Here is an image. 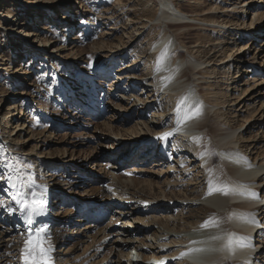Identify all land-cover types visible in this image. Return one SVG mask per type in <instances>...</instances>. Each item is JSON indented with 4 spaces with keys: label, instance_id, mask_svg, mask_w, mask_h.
Masks as SVG:
<instances>
[{
    "label": "rangeland",
    "instance_id": "rangeland-1",
    "mask_svg": "<svg viewBox=\"0 0 264 264\" xmlns=\"http://www.w3.org/2000/svg\"><path fill=\"white\" fill-rule=\"evenodd\" d=\"M162 1L171 4L174 10H184L183 12L194 16L193 20L180 28L181 31L190 30L191 42L185 44L172 37L173 45H176L186 56L185 65H191L193 60L194 64L204 68L207 73L205 80L211 84L208 91L214 92L209 94L217 95L218 93V95L220 94L219 100L224 101L223 104L218 105L210 103L214 112H210L211 119L208 129H213V131L206 136L205 142L212 145L210 152L217 155L213 170L210 172L212 184L214 182V184L230 185L234 180L230 172L231 165L222 157V153L229 148L228 144L220 141L227 131L234 130L232 145L236 149L244 151L247 148L244 153L251 159L250 161H254L253 163L256 165L262 163L260 180L253 184V189L257 193V198H254L257 200V204L253 207L243 205L242 209L254 211V216L260 225L256 227L250 239L252 244L258 247L257 251L259 248L260 251L262 250L260 256L264 255V45L258 43L264 42L263 38H259L264 33V0H57L53 8L57 7L56 11H62L54 14L57 16L56 18L50 17L44 22L49 32L37 31L40 26L33 27L31 18L28 19L27 25L18 28L17 23L23 16L24 18L29 16L31 11L29 8L33 6H29L21 0H0V19L5 20L0 27V98L6 101L9 97H17L18 92L12 94L17 89L23 92V95L18 97V103H23L27 98L28 105L26 107L28 110L20 114V116L25 115L20 122L21 125L26 126V130H29L30 133L24 136L25 133L22 131L21 138L14 140L19 139L21 142L18 149L28 150L22 151V154L28 152L26 155L33 160V164H30L35 170L29 173V169H22L20 159H12V154L10 155L6 147L3 148L1 145L0 173L10 177L9 171L15 166L18 169L17 176L20 182L26 183L28 190L29 187H32L40 193L46 188L53 193L48 199L51 204L46 206L49 212L40 211L41 215L28 232L27 228L18 223L21 217L19 211L15 214H9L7 211L9 205H12L13 208L17 207L16 204L15 206L12 204L15 200L11 201L12 203L6 202V204L1 201L2 195H7V192H4L7 190L5 188L7 179H0V205H2L0 207V225L7 230V233H4L0 239V264L7 262H9L8 264H22L18 255L19 233L28 235L29 243H41L47 246H51L50 242L53 237L55 240L58 238L59 242H55L54 248L49 254L51 264H117V252L120 249V244L124 239L134 237L130 232L135 227L144 230L143 234L136 236L137 238L147 237L146 242L142 244L144 245L143 250L150 253L157 249L163 251L169 248L168 251H171L180 248L179 246L181 248L185 246L186 242L183 237L198 230L201 224L210 219L204 217L205 219L201 218L195 221L196 219L191 216L196 210L188 211L182 201L170 202L166 200L165 194H162L163 190L170 194L173 191L181 193L178 189L179 185H177L179 183L176 184V178L173 177V179L171 176L173 169L167 171L168 164L165 160L167 156L154 165L153 160H141V153H139L141 148H139L131 150L133 153L127 159L125 154L132 143L124 141L125 146L120 151L121 147H119L120 149L118 147L111 149V147L117 142L118 146H121L122 142L119 141L123 138L116 142L106 139L107 136H115L118 132H120L119 137L124 136L123 130L132 128L137 122L134 117L121 126L122 120L118 121L121 116L117 115L114 119L112 112L115 110L114 104L110 103L103 95V93H108V84L113 78L112 73L106 70L113 66L115 72L125 65H130L128 73L138 76H144L145 73L146 76L150 67L156 66L160 56L152 53L147 46L150 41L160 35L162 23L166 22V19L160 16L163 9ZM232 2L233 5H230ZM248 4H250L248 11H243V8ZM66 7H68L67 10ZM226 7L231 11H225L228 10ZM145 8L155 13L152 19L141 13V9ZM164 10L168 15L176 13L169 8H164ZM192 10L196 16L189 12ZM65 12L72 13L74 23L66 26L73 29L69 31L68 37L62 40V30L66 27H62L60 30L59 26L66 23L60 22L59 18ZM203 14H213L215 21L211 23L203 21ZM88 19L91 21L88 22ZM222 19L224 21L232 20L233 25H228V22L227 25L222 24L223 27H221ZM245 26L250 27L246 37L242 33V27ZM84 27L86 35L80 37L76 42L77 46L72 48V45L75 44L72 37L81 35ZM218 27L223 28L221 32L218 31ZM15 28H18V33L11 32ZM28 30L42 35L36 36V40H39L38 43H40L39 47L31 46V48H35L31 54L35 52H40V54H33L35 56H31L27 61V55H23L26 47L23 46L29 45L30 41L28 42V40L31 39V36H23H26L25 33L27 34ZM200 36H205L206 41L196 42V38ZM216 38L219 40L217 41ZM44 42L47 53L42 56L41 53L45 51H39V48ZM203 50H207V56L198 59L202 56ZM49 51L50 53H48ZM109 52H111V56L107 57ZM224 53L227 58L220 60ZM73 54L74 56H72ZM246 55L248 60L245 62H254L252 67L249 66L253 70L251 69V73L243 78L242 85L239 86V88L244 86L247 91L244 94L240 93V97L233 101L235 95L231 90H233L234 84L231 82L241 79V77H235L236 70H233V66L237 64L235 60L238 61L241 58L243 60ZM41 57L43 58L40 60ZM111 57L113 58L111 59ZM206 57L212 58L214 61L199 62L206 60ZM232 57L236 59L233 60ZM49 60L50 62H48ZM75 61L77 62L73 65ZM38 62L43 65H38ZM51 62L55 63L58 69L52 67ZM109 62L110 65L106 66ZM227 62H234L230 69L227 68ZM16 64H23L22 68L29 72L25 74L24 78L26 79L20 85H18L17 78L21 72L17 73V68H21V66ZM242 64L243 62L240 63V65ZM88 70L98 72L99 77L94 78V81L98 84L105 83L96 85V87L102 88L106 84L107 87H103L102 90L95 88L98 94L94 101L90 99L85 101L83 98V101L76 105L73 103L74 98L69 100V96L73 97L75 89L81 85L82 81L84 82L83 86L90 87L89 79L92 78L87 76ZM104 71L106 72L104 73ZM84 73L86 75H82ZM191 73L193 72L189 73V77L201 78L200 75L192 76ZM71 76L75 77V82L72 83V88L68 90V93L63 94L64 98H62L59 96L61 94L57 86L61 82L69 81ZM189 88L196 99L194 101H198L200 96L197 94L195 86L191 84ZM114 89L109 92H114ZM202 89L207 91L206 86ZM164 98L162 96L159 102L162 101V105H166L170 109L164 119V125H167L172 121L177 107L174 110L171 108L176 102L173 97H168L166 100ZM203 98L205 99L204 94ZM4 105L5 103L0 105V115L4 113L6 108ZM120 106L130 108V104L127 102ZM205 106L207 107V103L203 104V107ZM131 111H134L133 107H131ZM145 115H148L150 119V114L145 113ZM248 116L250 119L245 121ZM150 120L155 121L154 118ZM109 126H112L114 130H110ZM17 131H19L18 128L8 140L17 137L19 134ZM198 131L203 130L194 127L188 136L175 135V137L178 136L176 143L189 146L193 138L191 135L199 133ZM15 133L16 135H14ZM241 133L243 141L240 138ZM175 137L172 138L174 141ZM127 144L128 146H126ZM242 145L244 146L242 147ZM112 155L116 157L112 159ZM134 155L136 156L133 157ZM206 157L209 159L211 155L207 153ZM37 166L42 167L41 177H38ZM137 167L141 171H131L132 168ZM201 175L202 173H199V183H195L196 186H194L195 190H201L200 192L204 190L205 192L206 189L202 187L207 179L205 180L206 176L202 175L203 179ZM39 178L45 179V184L42 183V186L37 185L38 181H42ZM197 187L198 189H196ZM139 189L144 191V201L138 196L139 194H134V196L132 194ZM127 197L133 198L128 199ZM55 198L60 202L55 201ZM6 199L8 200V198ZM194 202L198 207L201 205L198 203H201V200ZM95 207L100 210V213H96L97 217L93 218L95 215H89V211ZM130 212L131 218H128L125 214H130ZM224 218L226 221L227 217ZM225 223L228 224L227 221ZM45 225L47 226L46 233H39L38 229ZM121 231H127V234H123ZM102 235H106V238L108 235V238L106 239ZM203 235L205 234L196 235L195 238L190 237L192 238L191 243L210 242L215 245L212 242L219 241V239L214 241V238H209L210 235L204 237ZM136 244H139L138 240H136ZM129 250L131 255L133 254L131 257L137 258L134 261L136 264L141 254L134 248L132 250V247L128 249V252ZM125 252L127 253V251H124V255H126ZM256 256L258 255L248 256L247 264H255ZM124 258L125 256L121 264H132L129 260L132 261L133 258ZM180 262L176 261L172 264H180Z\"/></svg>",
    "mask_w": 264,
    "mask_h": 264
},
{
    "label": "bare ground",
    "instance_id": "bare-ground-1",
    "mask_svg": "<svg viewBox=\"0 0 264 264\" xmlns=\"http://www.w3.org/2000/svg\"><path fill=\"white\" fill-rule=\"evenodd\" d=\"M21 1L25 4H28L29 6H33V7L29 8V9H31V11L29 12L30 13L29 16L27 18H24V16H23V18L17 23V25L19 26L18 28H21L22 26L27 25L28 19L31 18L32 19L31 24L33 27L36 25L40 26L37 28V31L49 32L48 29H46L47 26H46V24H44V22L49 20L50 17L56 18L57 16L54 14L56 12L60 13L62 11V10L56 11L57 7L53 8V6L55 5L57 0H31L30 2H28L27 0H21ZM48 2L50 3L49 5L46 4ZM249 2H251V1H249ZM162 5H163V9L160 12V16L164 17L166 19V22L162 23L163 27L161 28L160 35L158 37L154 38L152 41H150L148 46H147L148 49H150L152 53H156L155 55L160 56V59H159L158 63L156 64V66H151L150 70L147 72L146 76H145V73H144V76H141V75L138 76V75H135L133 73L132 74L128 73L129 68L131 67L130 65H125L124 67L116 70L117 72L116 71L114 72L113 66H110L106 70V71H110L112 73L111 76L113 78L109 81L108 93H103V95L105 98H107L109 100L110 103L112 102L114 104L113 106L115 107V110L112 111L114 114V119L117 115L121 116V118H118L119 119L118 121L122 120L121 124H120L121 126L125 125L126 122H128L129 119H131V118L135 117V120H137L136 124L128 130L127 129L123 130L122 128H120V130L124 131V136L121 135L122 137H119L120 132H118V134L112 133V134H115V136H112V137L107 136L106 139H109L110 141L114 140L116 142V141H118V139L123 138V139H120V141H119V142H122L121 146H118V142H117V143H115L114 146L111 147V149H113L114 147H118V149H120L119 147H121L120 151H122L124 146H125L123 144L124 141H127V143H132L129 146L127 153L125 154L127 159L133 153L131 150H134L137 145L143 144L139 153H141V157H142L141 160L146 159V158H144L143 155H149L150 150H152L153 147L156 146V140L158 137L156 134L160 133L163 129H168L167 131L173 130V129H170L171 126L173 125V123H172L173 118L171 119L172 121L169 124L164 126V119L167 116L168 111H170V109L166 105L163 106L161 103L162 101L159 102L160 98H162V96H163V98L165 97L164 100H166V98H168V97H173L174 101H176V102L174 103L173 106H171V108H172V110H174L177 107V109L175 111V115H176L175 119L178 122L179 120H181L183 118L185 111H187L189 108V105L187 102L182 104V103H180V101L182 100V98H184V94L186 93V91L189 92V94H188L189 99L191 101H193L192 100L193 94H192L189 86L191 84L194 85L196 88L197 94L200 96V99L198 100V102L201 105V114L198 117L187 120L185 122H188L190 127L194 126L198 130H203V131H198L199 133H195V135H191L193 137H198L199 141L197 142L196 140H193V138H192L193 144L191 143L189 146L180 145L179 143H176V139H178L179 135H181L182 137H183V135L188 136L190 134L191 129H188V131L185 132L184 134H179L176 137L174 136L175 141H174V139L170 140V143H172V144H171L170 149H168V151H169L168 155L169 156L167 157V159H165V160H167V164H168L167 171H169V169H171V168L173 169L172 170L173 172H171V176H172V178L173 177L176 178L175 179L177 181V182H175L176 184L179 183L177 185H179L178 189H180L181 193L179 191L178 192L173 191V193L170 194V193L166 192L165 190H163L162 194H165L164 197L166 198V200H169L170 202H172V201L181 202L182 201L183 206L190 212L193 210H196L197 212L195 211L194 213H192L193 216H191L194 219H196L195 221H197L201 218H204V217H207V218L215 217L216 219L215 218L214 219L216 220L215 221L216 223H215V226H210L207 228L199 227L198 230H196V231L194 230V231L188 233L186 237L182 236L183 238H185L184 240L186 242V245L183 246L182 248H181V246H179L180 248H176V249L171 250V251H168V250L159 251L160 249H157V250H154L150 253H148L146 250H143L144 245H142V244H144V242H146L147 237H145V236L139 237V238L136 237V236L144 233L143 228L135 227L130 232V233H133L134 237L124 239L122 241V243L120 244V249L117 252V254H118L117 264H121L124 256H125V258L127 257L128 259L134 258L132 261L129 260V262L134 264V261H136V258L131 257L133 254L131 255L130 250L128 252V249H130L131 247H132V250H133V248L136 249L139 252V254H141L144 257L145 260L152 259L153 257L161 258V260L156 261L158 264H160L161 261H163L165 264L167 262L169 256H171L173 254H177V253H182V252H185L188 254L185 255V258H183L181 260L180 264H247L248 256H252V255H258L254 258L256 260L255 264H264V255L260 256V253L262 252V250L260 251V248H259V250L257 251L258 247L253 245L252 241L250 239L251 234L255 231L256 227H258L260 224L258 223V220L255 218L254 211H252V209H250V210L242 209L243 205H246L247 207H249V206L253 207L257 204V202H256L257 200H255L252 196L248 195V193L249 192L256 193V190L253 189V187H254L253 184L257 183L260 180V175H261L262 169H263L262 163H260L259 165H256L253 163L254 161H250L251 159L244 153L247 148L244 151L236 149L234 147V145H232V143H234L233 138H234L235 132H233L234 130L233 131H227V133H225V135L220 140L221 143L223 141L225 144L229 145V148L226 150V152L222 153V157L225 159V161L227 163H229L231 165L230 172H231V175L234 177V180H233V182L230 183V185H226V184L220 185L217 183L214 184V182H213L214 187H220V188L226 187L228 189L227 194H225L223 191H220V192L213 191L211 194H208L209 193V181L211 180L210 179V172H211V170H213L214 163L217 159L216 154H212L209 159H208V157H206V154L208 152H210V150L212 149V145L210 143L205 142L206 136L210 132L213 131V129L212 130L208 129V126L210 124V119H211L210 112L213 111L211 104L212 103L214 105L223 104L224 101L221 100L222 101L221 102L219 100L220 94L218 95V93H217V95L216 94L210 95L211 93H214V92L212 90L208 91V87L211 84L209 82H207V80H205V79H207V77H206L207 73L204 70V68H200L199 67L200 65L194 64L192 62L193 60L191 61V65H185V63L187 62L186 56L176 47V45H173V41H172L173 38L179 39L185 44H189L191 42L192 37H191L190 30L181 31L180 28L182 26H184L185 24H187L190 20H193L194 16L192 17V15H188L186 12H183L184 10L183 11L180 10L183 13L178 11V10H174V8H172V5L166 1H162ZM230 5H233V2ZM249 5L250 4H248L247 7H244L243 11L247 12ZM64 6H67V5H64ZM44 7H46V9H43ZM164 8H169L176 13L168 15L167 12L164 10ZM60 9H62V7H60ZM67 9H68V7H66V10ZM141 10H142L141 13L143 15L148 16L149 19H152L155 16L154 12L149 11L146 8L141 9ZM225 11L229 12V11H231V9H228ZM189 12H191V14L194 13L193 10L189 11ZM20 14H19V16H20ZM71 14L72 13H70V12H65V13L60 15V18H59L60 22L63 21V23H66L65 25L62 24L59 26L60 30H62V27H66V26H69L70 24L74 23V19H73L74 17ZM195 16H196V14H195ZM213 16H214L213 14H208V15L203 14L202 18H203V21H205V22L207 21V22L211 23V22L215 21V20H213V18H214ZM3 20L0 19V27H2L1 25L5 21V20L4 21ZM52 21H54V20H52ZM87 21L89 22V21H91V19H88ZM16 22H17V20H16ZM16 22H15V24H16ZM227 23H228V25H233L232 20L226 19L224 21V19H222L220 21V26L222 24L227 25ZM221 27H223V26H221ZM18 28H15V30L12 29L11 32L18 33ZM249 28H250L249 26L242 27V33L244 34L243 35L244 37H246L247 33H249V31H250ZM72 29H73L72 27H69V28L66 27V29L62 30L63 31L62 40H65L68 37L69 31ZM222 29L223 28H219L218 31L221 32ZM32 30H34V28H32ZM32 30L31 31L28 30L27 34L25 33L26 36H23V37H29V35L31 36V39L28 40V42L30 41L29 45L23 46V47H26V50H24L23 55L24 56H25V54L27 55L26 56L27 61L29 60V58L31 56H35V55L40 54V52H35V53L31 54V52H34V49H35V48H31V46L35 45V46L39 47V45H40V43H38L39 40H36V36L42 35V34H39L38 32H33ZM86 33L87 32H86L85 27H84L81 35H74L72 37V40L75 43L72 45V48L77 46V43H76L77 40H79V38L82 37L83 35H86ZM259 38L264 39V33L262 35H260ZM205 39H206L205 36H203V37L200 36V37H197L195 41L196 42L197 41H204L205 42L206 41ZM218 40H219V38L217 39V41ZM207 41H209V40H207ZM212 43H214V42H212ZM258 43H259V45L260 44L264 45L263 41H262V43H261V41ZM46 49L47 48H46L45 42H44V43H42V46L39 48V51L40 50L45 51V52L41 53L42 56L44 55V53H47ZM48 53H50V51ZM33 54H35V55H33ZM201 54H202V56H200L198 59L205 58L204 56H207L206 55L207 50H203ZM225 55L226 54L224 53V55L220 57L221 58L220 60H222L224 58L226 59L227 57ZM72 56H74V54ZM108 56H111V52H109L107 54V57ZM42 58L43 57H41L40 60ZM112 58L113 57H111V59ZM232 59L234 60L236 58L232 57ZM245 60L246 61L248 60L247 55L245 57H243V60H242V58L239 59L238 61L235 60V62H237V64H235L233 66V70L234 69L236 70L235 71V77H241V79L236 80L234 82H231V84H234L233 88H232L233 90H231V92L233 91V94L235 95L233 101L237 100V98L240 97L239 96L240 93L244 94L247 91V89L244 88V86H243V88H239V86L242 85L241 82L243 81V78L245 76H248L251 73L252 68H249V66L252 67L254 65V62H251V63L248 62L247 63V62H245ZM211 61H214V60L212 58L206 57V60L199 61V62L200 63H210ZM249 61H251V60H249ZM48 62H50V60ZM76 62L77 61H75L73 63V65H75ZM241 62H243L242 65H240ZM233 63L234 62H232V63L227 62L226 63V64H228L227 68L230 69L231 66L233 65ZM248 64H250V65H248ZM16 65L21 66V68H17V73L21 72V74L17 78V81H19L18 85H20L26 79V78H24L25 74H27L29 72H28V70H25L24 68H22L23 64H16ZM38 65H43V64L42 63L40 64L38 62ZM108 65H110V62L106 66H108ZM51 66L52 67L54 66L55 69H58L55 66V63H53V62H51ZM247 66H248V68H247ZM106 71H104V73ZM190 72H193V73H191L192 76H194L195 74L200 75V77L202 79L201 78H193L191 76L189 77ZM86 74L89 78L90 77L92 78V79H89V82L91 81L88 84V85H90V87L83 86L84 82L82 81L81 85H79V87H77L75 89V91H74L75 94L73 95V97H72V95L69 96V100L73 99V98L75 99V102L73 99V103H75L76 105L78 104V102L83 101L82 100L83 98H85V101H87L86 99H90L91 101L92 100L94 101V99H96V95L98 94V93H96V89L102 90L103 87L104 88L107 87L106 86L107 84L105 86H103L102 88L96 87V85L99 86V85L105 84V83L98 84L96 81L93 80L94 78L99 77L98 76L99 74L97 71H94V70L89 71L88 70V72ZM86 74L84 73L82 75H86ZM75 75H76V73H75ZM104 75H106V74H104ZM74 76H71L72 78L68 79L69 81L61 82V84H58L57 87H58V90L60 91V94H61L59 96H61L62 98H64L63 94L66 95L68 93V90H70L72 88L71 87L72 83L75 82ZM60 77L64 78L62 75ZM26 84H28V82H26ZM205 86L207 87V91H204L202 89V87H205ZM113 88H115L114 92H109V91L113 90ZM15 93H17V97H14V98L9 97L6 99V101H4L3 98H0V105L5 103L4 106H6L4 113L2 115H0V146L3 145V148H4V146L6 147V149L8 150V153L10 155L12 154V159L13 158L14 159H16V158L20 159V161H21L20 165H22L21 166L22 169L27 168V169H29L28 170L29 173L30 172L32 173L33 171H35L34 168H32V166L26 167V165H31L30 163H32L33 160L31 158L27 157L26 153H28V152H26L25 154H22V151H24V150L28 151V150L18 149V147H20L21 142H19V139L17 141L14 140L17 138H21V133H23L22 131H24V133H25L24 136L27 135L28 133H30L29 130H26V126H24V124L21 125V122H20L21 118H24V116H25V115L20 116V114L22 112L28 110V108L26 107V105H28L27 104V98L23 103H20V102L18 103V97L20 95H23V92H21L17 89V90H14L12 94L14 95ZM203 94L205 96V99L203 98ZM167 95H170V96L167 97ZM208 95H210L211 98H210V96L208 97ZM8 100H9V102H8ZM217 100H219V101H217ZM29 102H30V100H29ZM126 102H127V104L128 103L130 104V108H124V107L120 106L121 104H125ZM204 103H207V107L206 106L203 107ZM163 104H164V102H163ZM29 106H30V103H29ZM131 107H133L134 111L130 112ZM180 107L182 108L181 110H180ZM184 109H186V110L184 111ZM145 113L150 114V119L154 118L155 121L150 120L148 118V115H145ZM249 119H250V117L248 116L245 118V121H248ZM17 128L19 130V131H17V132H19L18 136L8 140V138L12 135V133ZM108 128L110 130H114V129H112V126H109ZM205 128H207V129H205ZM14 135H16V133ZM135 135H137V136L135 137ZM242 135L243 134L241 133L240 138ZM6 140H8V142H6ZM11 140H14V141L12 142ZM242 141H243V139H242ZM242 141H240V142H242ZM190 142H191V140H190ZM145 143H149V145L145 146L144 145ZM126 146H128V144ZM243 146L244 145H242V147ZM153 150L155 151V149H153ZM201 153H205L203 155V157H201V155H200ZM122 154H124V153H122ZM13 155H14V157H13ZM23 155H26V156H23ZM135 156L136 155H134L133 157H135ZM115 157H116L115 155H112V159H114ZM130 159H132V158H130ZM161 160H164V158L156 160L157 162L152 161V163L155 165V163L157 164ZM11 161L14 163L13 160H11ZM156 166H158V165H156ZM159 166H162V165H159ZM17 170L18 169L14 166L13 169H10L9 173H11L10 174L11 182L16 184L17 187H20L21 182H20L19 177L17 176ZM36 171L38 172V177H39L41 175V172H42V167L37 166ZM131 171L139 172L141 170H140V168L138 169V167H137V168H132ZM26 172H24V173H26ZM199 173H202V175H204V177L206 176L205 180L207 179V181L204 183V187H202V188L206 189L205 192H204V190H202L203 192H200L201 190L200 191L195 190V186H196L195 183H197L199 180V178H198ZM42 174H44V173H42ZM166 175H167V173H166ZM204 177H203V179H204ZM40 180H42V181H40V182L38 181L37 185L42 186V183L45 182V179L42 178ZM153 187H154V185H153ZM5 188L7 190H4V192H7V195L6 194L2 195L3 198L1 201L4 204H6V202L7 203L11 202V201L13 202L12 197H13L16 189L10 187L8 180H7V187H5ZM196 189H198V187ZM23 191H25V192L29 191L26 183H25V186L23 188ZM241 193H244V194H241ZM52 194L53 193L50 192L49 190H46V188H44L43 191L40 192V195L37 198L42 200L43 203L37 206L38 211L46 210L47 213L49 212L46 209V206L50 205V202H48V199L51 198ZM132 194H133V196H134V194H139L138 196L143 198L142 199L143 201L145 200L143 197V194H144L143 189H139V190H137V192H133ZM5 198H8V200L7 199L5 200ZM127 198L132 199L133 197H127ZM255 198H257V197H255ZM54 200L57 202H60L59 199H57V198H55ZM197 200H201V203L198 202L199 204H201L199 207L197 206V203L194 202ZM12 204H13V206H15L16 201ZM9 207H12V205H9ZM96 213H100V210L97 209V207L92 208L89 211V215H95L93 218L97 217ZM125 215L128 218H131V216H130L131 212H130V214L126 213ZM225 216L227 217L226 221L228 222V224L225 223L226 222L225 218H224ZM38 218H39V216L35 218V222L38 220ZM18 223L21 224L22 226H24L25 228H27L28 232L33 227V225H27L25 223V217H23V216L20 217ZM0 228H2V230H0V239H2V236L4 235V233H7L6 232L7 230L2 225H0ZM177 228H178V225H177ZM121 232L123 234H127L126 233L127 231H121ZM26 234H29V233H26ZM202 234L210 235L209 238L218 237L219 241L218 242L216 241L217 243L215 245H212L210 242H205V243H201V244L196 243V242L191 243L192 238L197 237L196 235H202ZM205 235H203V237ZM105 236L106 235H104L103 237H105ZM230 236L233 240V244H232L231 248L229 249L227 244H228V239ZM28 237L29 236L25 235V233L24 234L19 233V235H18V249H19L18 255H19L20 262L22 264H25V261L23 259V254H24L23 250L25 249V243L30 242L28 240L29 239ZM190 237H192V238H190ZM107 238H108V235H107ZM136 240L139 241V244H136ZM213 240L215 241L216 239H213ZM55 242H59L58 238L55 240V237H53V239L50 242L52 250L54 248ZM237 242L242 243L245 246L241 247V246H239V244ZM49 246H47L46 244L43 245L41 243H29L30 252L32 255H34L36 257L40 256L41 249H47ZM190 249H203V251H199V252L189 251ZM125 250L127 251V253L125 252L126 255H124ZM229 250H236L237 252L234 254H232V253L230 254L228 252ZM8 263L9 262H7L6 264H8Z\"/></svg>",
    "mask_w": 264,
    "mask_h": 264
},
{
    "label": "snow or ice",
    "instance_id": "snow-or-ice-1",
    "mask_svg": "<svg viewBox=\"0 0 264 264\" xmlns=\"http://www.w3.org/2000/svg\"><path fill=\"white\" fill-rule=\"evenodd\" d=\"M188 103L189 108L187 111H185L184 116L181 120L177 122V128L173 129L172 131L164 132L160 136L157 137L159 141L167 143L169 138L174 135L176 131L179 130V125L184 123L187 120L193 119L195 117H198L201 114V105L199 104L198 101H191L188 96H185L182 98L180 103ZM193 140H196L197 142L199 141L198 137H193ZM207 151V150H206ZM205 153H201V157H203ZM209 155L215 154L208 152ZM26 167H31V165H26ZM0 179H7L9 182L10 187L16 189L14 195H13V200L16 201L17 208L13 207H8L7 211L9 214H15L17 211H19L20 215L25 217V223L27 225H34L35 223V218L41 215V212L37 210V206L42 204L43 201L38 199L37 197L40 195L35 188L29 187V191L25 192L23 191V188L25 186V183L22 181L21 186L17 187L16 184L11 182V177H6L3 173H0ZM34 183V182H33ZM213 191L220 192L223 191L225 194H227L228 189L225 188H220V187H214L212 184V181H209V193L211 194ZM244 194V193H241ZM248 195L252 196L253 198L256 197V193L254 192H249ZM2 207V205H0ZM215 220L214 219H209L204 222V224L201 225L202 228H207L210 226H215ZM47 231V226L45 225L44 227H41L38 229L39 233H46ZM214 239H218V237H214ZM239 246L243 247L242 243H239ZM233 244V240L231 236L228 239V244L227 246L229 249L231 248ZM52 249L51 246H49L47 249H41L40 256L36 257L31 254L30 249H29V243H25V249L23 250V259L25 261V264H51V253ZM189 251H203V249H190ZM188 253L182 252L181 256H185ZM160 264H164L163 261L160 262Z\"/></svg>",
    "mask_w": 264,
    "mask_h": 264
}]
</instances>
